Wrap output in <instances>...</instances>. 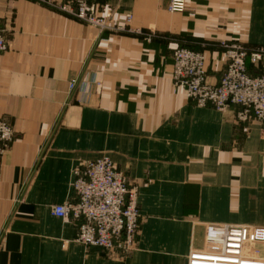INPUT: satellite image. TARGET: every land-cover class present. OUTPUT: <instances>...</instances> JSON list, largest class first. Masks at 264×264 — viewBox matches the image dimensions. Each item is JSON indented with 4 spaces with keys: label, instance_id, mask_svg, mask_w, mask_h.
<instances>
[{
    "label": "crops",
    "instance_id": "crops-1",
    "mask_svg": "<svg viewBox=\"0 0 264 264\" xmlns=\"http://www.w3.org/2000/svg\"><path fill=\"white\" fill-rule=\"evenodd\" d=\"M51 1L0 0V118L15 131L0 158V264H188L197 225L264 226V121L197 106L172 79L177 47L204 52L211 84L223 43L264 47V0H188L185 12L92 0L114 27L103 33ZM128 25L142 33L116 28ZM106 155L140 187L127 257L86 248L52 212L75 198L76 168ZM246 254L264 258V244Z\"/></svg>",
    "mask_w": 264,
    "mask_h": 264
},
{
    "label": "built area",
    "instance_id": "built-area-1",
    "mask_svg": "<svg viewBox=\"0 0 264 264\" xmlns=\"http://www.w3.org/2000/svg\"><path fill=\"white\" fill-rule=\"evenodd\" d=\"M52 6L51 0H35ZM188 0H170V12H185ZM57 9L102 33L114 29L108 17L100 13L92 0H68ZM132 21L127 15L126 23ZM123 32L142 33L129 25L116 27ZM226 70L217 84L207 78L203 51L177 47L173 59V82L197 106H212L226 111L237 106L238 121H264V47L247 48L223 43ZM8 49L6 37L0 33V54ZM248 63L262 67L252 75ZM75 82L71 83V88ZM12 125L0 118V158L14 140ZM75 198L52 206L55 216L77 223L75 241L86 248L99 247L108 256L127 257L136 248L141 222L138 205L140 187L131 184L109 156L87 161L74 173ZM264 244V226L210 225L206 227L204 246L193 249L188 264H264V258L246 254L247 245Z\"/></svg>",
    "mask_w": 264,
    "mask_h": 264
},
{
    "label": "water",
    "instance_id": "water-1",
    "mask_svg": "<svg viewBox=\"0 0 264 264\" xmlns=\"http://www.w3.org/2000/svg\"><path fill=\"white\" fill-rule=\"evenodd\" d=\"M205 235H206V227L203 225H197L195 227L194 239H193L194 249L203 248L204 242H205ZM91 248L98 250V251H102V249L99 247H91Z\"/></svg>",
    "mask_w": 264,
    "mask_h": 264
},
{
    "label": "rangeland",
    "instance_id": "rangeland-1",
    "mask_svg": "<svg viewBox=\"0 0 264 264\" xmlns=\"http://www.w3.org/2000/svg\"><path fill=\"white\" fill-rule=\"evenodd\" d=\"M106 31H108V30H106ZM131 33V32H130ZM176 50V49H175ZM175 50H174V52H175ZM174 52H173V59H174ZM226 65H227V60H226ZM227 67V66H226ZM251 73V72H250ZM252 74V73H251ZM252 75H256V74H252ZM222 78V77H221ZM193 101V100H192ZM195 103V102H194ZM251 255H255V254H251Z\"/></svg>",
    "mask_w": 264,
    "mask_h": 264
}]
</instances>
